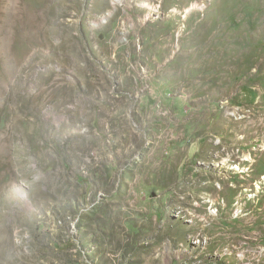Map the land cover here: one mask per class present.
I'll list each match as a JSON object with an SVG mask.
<instances>
[{"label": "rangeland", "instance_id": "obj_1", "mask_svg": "<svg viewBox=\"0 0 264 264\" xmlns=\"http://www.w3.org/2000/svg\"><path fill=\"white\" fill-rule=\"evenodd\" d=\"M0 264H264V0H0Z\"/></svg>", "mask_w": 264, "mask_h": 264}]
</instances>
